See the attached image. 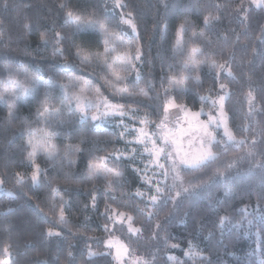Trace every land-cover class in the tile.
<instances>
[{"label":"trees","instance_id":"16d2710c","mask_svg":"<svg viewBox=\"0 0 264 264\" xmlns=\"http://www.w3.org/2000/svg\"><path fill=\"white\" fill-rule=\"evenodd\" d=\"M6 2L7 7L5 0H0V91L9 73L19 79L27 76L50 81L51 86L46 89L42 84L18 102L11 120L10 101L0 102V181L11 191V195L0 191V260L8 247L10 264H114L104 246L110 235L130 246L131 257L152 264H259L264 260V167L257 166L258 161L264 162V6L252 7L249 0H123V8H116L114 0ZM68 10L83 20H96L130 45L109 44L115 51L105 57V36L67 22ZM129 12L136 25L134 34H128L129 25L120 23L121 14ZM205 16L217 19L206 25ZM181 25L185 27L183 46L177 52L176 33ZM57 32L63 39L57 41ZM137 46L139 60L135 59ZM57 48L63 49V54L57 53ZM78 49L82 55L92 54L89 63L76 56ZM193 49L199 50L197 60L203 66L191 76H199L200 82L190 80L187 90L165 94L170 77L188 74L180 65ZM124 51L132 60L127 67L116 66V73L123 77L117 81L97 60L112 64L111 55ZM213 61L225 68L219 72L209 68ZM69 78L87 82L127 111L138 110L132 116L146 119L152 132L167 98L192 110L209 109L211 100L204 102L200 97L214 98L223 83L230 93L224 104L228 126L245 143L225 145L218 132L220 143L212 145V150L219 159L201 168L181 167L178 173L185 188L208 181L218 169L229 178H217L192 195H176L179 181L167 191L173 177L163 182L148 179L147 154L140 144L130 141L132 128L123 132L128 123L120 121L129 122L130 118L110 115L97 126L89 116L81 119L73 103L70 111L60 86ZM117 89L133 95H117ZM45 91L53 98L54 107L63 101L62 115L48 123L36 116ZM141 91L145 95H140ZM249 92L254 97L251 105ZM33 129L53 133L52 143L59 153L54 160L42 153L36 156L35 163L42 169L36 184L31 180L34 166L25 158L30 150L26 147L28 133ZM69 145L80 151L65 158ZM249 150L254 155L249 156ZM104 156L108 158L103 166L121 173L111 185L103 176L89 179V164L101 163L99 158ZM233 160L235 165L227 168ZM17 173L25 177L20 183ZM157 185L166 191L152 205L149 198ZM61 208L63 220L59 218ZM119 212L131 216L140 232H129L114 223ZM221 216L230 217V222L219 226ZM48 230L59 235L49 236ZM190 241L202 253L195 260L185 256ZM90 251L96 255L90 256Z\"/></svg>","mask_w":264,"mask_h":264},{"label":"snow or ice","instance_id":"6c2138e0","mask_svg":"<svg viewBox=\"0 0 264 264\" xmlns=\"http://www.w3.org/2000/svg\"><path fill=\"white\" fill-rule=\"evenodd\" d=\"M5 7H7V2L5 0ZM114 6L116 8H123V0H114ZM61 7H64L62 4ZM132 13L129 12L127 13V16L121 14L120 16V23L129 25L131 27L132 33L136 32V25L133 23V20L131 19ZM212 19H217L216 17H211V16H205L204 22L207 25L208 23L211 22ZM66 21L69 23H72L76 26L77 29H82V28H91L94 29L101 34L105 36V50H104V56L107 57V55L111 52L115 51L114 47H109V44H123L125 43L124 40L120 38V36H117L111 32H108L106 27L103 24H98L96 20L93 19H88V20H83L81 16L75 14L72 10H68L66 12ZM25 27H28L25 25ZM185 31V27L183 25L180 26V28L177 30L176 33V50L177 52L182 51V46H183V33ZM123 35H127V33H123ZM201 35H203L201 33ZM56 39L57 41L63 39V36L61 33L57 32L56 33ZM41 40L45 41V37L42 35ZM56 52L59 54H63V49L57 48ZM98 55V54H97ZM199 55V50L198 49H193L190 54L188 59L180 65V67L184 70L185 73H188L184 76H182L180 79H175L170 77L169 78V87L164 89L165 94H167L170 90L172 91H180L183 92L187 90L188 82L190 80H194L196 83L200 82L199 76L192 77L191 72L196 71L199 72L201 67L203 66V63L201 61L197 60V56ZM76 56L81 59L82 63H89L91 60L92 54H85L82 55V52L80 49L77 50ZM131 59L130 57H116L113 60L112 64H107L106 60H97L98 63H103L106 68L109 69V71L112 73V75L115 77L117 81L123 79V77L119 76L115 68L117 65L121 67H127L129 64H131ZM135 59L139 60L141 59V50L140 47L137 46L136 48V55ZM170 67H172L170 65ZM209 68L211 69H216L217 72H219L220 69H224L225 65L220 64L217 65L215 61L211 62L209 64ZM227 74L229 76L232 75L231 71L228 70ZM137 79H139V74L137 75ZM11 84L12 87H7V84ZM87 82H85L86 85ZM47 89L49 86H51L50 81H38L34 80L32 77H25L24 79H19L17 78V75L9 73L7 80L4 82L3 90L0 91V102H9L8 103V117L9 120H11L14 117V109L17 105L18 102L22 101L26 96L30 95L32 92L38 90L41 85ZM74 86V85H73ZM61 87L65 89V98L68 101V106L70 111L71 109V104L75 102V111H78L81 114V119L87 118V110L92 108L94 106V101L90 99L86 94L85 91L86 89H81L79 93H68L67 88L68 85L62 84ZM221 91H223V95H220L216 99H212L209 96H201L200 99L201 101L207 102L211 100V103L213 107L218 106V113L216 117L209 116V121L208 124L203 125V135L201 138V147L199 150L198 155L193 158V159H182L180 161L181 164L186 165L187 167L190 168H201L204 166H207L208 164L212 163L213 161L219 159V154L217 152H214L212 150V145L220 143V141L216 140L215 135L213 133L208 132L207 128L211 125H215L217 128H219L221 125L224 126L225 128V137L226 139L223 141L225 145L229 144H235L237 146L242 145L245 143L244 139L237 140L231 133V131L227 127V113L224 111V104L226 99L229 97L230 93L228 92L227 88L225 85L221 84L220 85ZM20 91L23 93V95H18L17 91ZM98 91V90H97ZM117 95L121 96H131L133 95L132 93L128 92L126 89H117L116 90ZM140 95H145L143 91L139 93ZM254 101V97L252 96V93L249 92L248 94V102L249 105H251ZM101 103L104 105V111H101L100 105ZM95 107L97 108V112L94 113L91 117L93 121L98 120L99 118L102 117H107L110 115L114 114H119L121 117L125 116L128 114L124 110L123 105H117V104H111L107 98H97L95 101ZM62 108H63V101H61V106L60 107H54L53 106V98L49 96L48 92L45 91L44 94V100L41 104L40 109L37 110V120L43 122V123H48L49 120L60 117L62 115ZM171 108H176L179 109L180 111H185V108L183 105H177L173 100H169L164 104V113L165 117L164 119L161 120L159 124H157V128L161 129L162 132H164V135L161 137L163 140V143L165 146L170 142L174 143V140L171 139V134L170 131L167 130V126L165 123V120L167 119V114L169 112V109ZM129 112H136L138 110L136 109H129ZM251 111V108H250ZM201 112H203V109H201ZM201 113H191L192 116L198 117ZM141 124H146L148 121L146 119L140 121ZM246 130V129H245ZM140 135L137 137L136 143H141V144H147L148 141L151 140L152 142V148H145V151L149 152L150 155L154 156L155 162L158 164V167L161 169H164V176L167 179V177L171 174L173 176V181L174 183L172 185L167 186V191H171L172 188L176 187V181H179L181 188L180 190L176 193L177 196L181 195V193H186L189 195L195 194L197 191L202 190L207 188L210 184L215 183L217 181V178L220 179H228V174L224 171H220L219 169L213 174V176L208 180L205 181L201 184L198 185H189V187L185 188L183 187V178L179 176L178 173V168H177V162L176 158L172 156L171 153H166V150L164 147L157 148L156 147V141L152 140V138L145 132L143 128L137 130ZM53 133H49L46 131H38L36 129L31 130L28 133V139L26 141V147L30 150L27 151L26 154V160L31 163L34 166V171L31 176V180L33 184H36L39 182V177L40 173L42 172V169L35 163V158L38 154H44L47 156L48 159L54 160L59 153L55 151V145L52 143L53 140ZM121 135H124V133H121ZM253 143H256V140H253ZM73 151H80L79 147L73 148V146L69 145L67 146V149L64 153V157L67 158L69 154ZM135 151V149H133ZM167 155L169 160L171 161L172 166L169 168H165L163 164H159V159L161 156ZM249 156L254 155V153L249 150L248 152ZM108 157H100L99 160L101 163L97 164H89V179L95 177V176H103L109 185H111L115 180H117L120 176L121 173L119 171H116L114 169H108L103 166V161L106 160ZM119 158V156L117 157ZM70 163L72 161H69ZM236 161L233 160L231 163L227 165V168L231 169L235 165ZM257 166L264 167V162H257ZM17 176V183L22 182L25 177L21 175L20 173L16 174ZM0 184H2V181H0ZM56 191V189H54ZM166 189L165 187H161L159 185L156 186L155 188V194H153L149 200L152 205H155L157 201L161 200V198L164 196ZM11 195V193H9ZM142 195V194H141ZM261 197L264 198V193L261 194ZM173 200L176 199V197H171ZM93 201H95V197H93ZM149 216H152L153 213L151 211L148 212ZM124 216L123 213L119 214V218L122 219ZM59 218L61 220L64 219L63 216V210L61 208V212L59 215ZM129 221L132 220V217L129 216L127 218ZM231 218L228 216H221L219 217V226H223L225 222H230ZM129 231L132 233H138L140 232L139 228H132L131 225H129ZM48 235L53 236V235H59V233H55L52 230H48ZM112 245L109 244V247ZM171 247L175 248L178 247V245H171ZM133 250L130 249V246L120 244L119 247L117 248V254H116V259L118 261H123L126 257L132 255ZM4 253L7 256H11V252L9 251L8 247H5ZM89 255H96V253L89 252ZM202 253L197 252L192 245L191 241L189 242V250L185 251V256L188 257L189 259L195 260L196 258L200 257ZM69 256H71V253H69ZM170 260H175V257H169ZM0 264H10L9 260H0ZM133 264H152L151 261L144 260L142 257H137L136 260L133 262ZM259 264H264V260H260Z\"/></svg>","mask_w":264,"mask_h":264},{"label":"rangeland","instance_id":"374dc122","mask_svg":"<svg viewBox=\"0 0 264 264\" xmlns=\"http://www.w3.org/2000/svg\"><path fill=\"white\" fill-rule=\"evenodd\" d=\"M249 2H250V5L252 7L264 6V0H249ZM243 15H244V12H242L240 14V16H242V17H243ZM128 34H134V33H132V30L129 29ZM125 43H127L128 46L130 45L127 40H125ZM125 43H123V44H125ZM113 46L114 45H109V47H113ZM124 49L127 50V46H125ZM104 50H105V48H104ZM135 55H136V53H135ZM116 57H130V56L127 53V51L120 52V53H114L113 55H111L112 63H113L114 58H116ZM117 66H119V65H117ZM132 66H130V68H132ZM192 75L196 76V74H192ZM180 78H175V79H180ZM38 81H40V80H38ZM62 84L68 85V88H67L68 93H79L81 91V89H86L85 94L90 99H92L94 101V106L87 110V116H89L90 118L92 117V115L94 113L97 112V108L95 107V101L97 100V98H101V99L107 98V97L101 95V93L99 92L98 89H92L88 85H85V82L79 81L76 78H69V79L61 82V85ZM221 84H223V83H221V82L219 83L218 93L212 99H216L220 95H223V91H221V89H220ZM6 86L9 88L12 87L11 84L6 85ZM168 87H169V85H168ZM61 89L65 93V89L63 87H61ZM2 90H3V88L1 89V91ZM17 94L23 95V93L20 92L19 90L17 91ZM107 100L111 104L119 105L117 102L109 100V98H107ZM169 100H172V99L167 98L165 100L164 104ZM175 104H177V103H175ZM177 105H181V104H177ZM73 106L76 107L75 102H73ZM211 106L212 107L209 109L198 108L195 110L189 109V108L184 106L185 111H180L179 109H176V108L169 109L165 123L167 126V130L170 131L171 139L174 140V143L171 142V140H170V142L166 146L163 143V140L161 139V137L164 135V132H162L161 129H158L157 127H156V130L151 129L154 132L150 131L147 128L148 125L140 123L141 120H144L143 117L132 116V112H129L126 109H124V110L126 112H128L127 115H125L123 117H121L118 113L114 114V115L120 117V119L130 118L131 121H129V122L125 119L120 121V122L128 123V124H126V126H123V132L128 131L131 128H132L131 130L134 131V135L130 138V141L136 143L137 137L140 135V133L137 130L143 128L145 130V132L152 138V140L156 141V147L157 148L164 147L166 150V153H171L172 156L176 158L177 168L179 171V169L181 167H187L186 165H183L180 163V161L182 159H193L199 153V150L201 147V138H202L203 130H204L203 125L208 124L210 115L213 117H216L217 113H218V106L214 108L212 103H211ZM100 109H101V111L105 110L104 105L102 103L100 105ZM201 109H203V112H201ZM191 113H201V114L198 117H194L191 115ZM107 117H109V116H107ZM107 117L99 118L98 120H96L94 122L97 126H101L103 124V122H105L107 120ZM164 117H165V113H164V108H163V114H162V117H161L159 123L161 122L162 119H164ZM227 127L230 130L228 123H227ZM207 131L213 133V135H215V137H216V140L218 138V135H217L218 132L224 137V139H226V137L224 135L225 128L223 125H221L219 128H217L215 125H211L207 128ZM27 139H28V137H27ZM136 144H140L143 147L142 151L145 152L148 156V162L146 163V167H145V169H146L145 172L147 173V178L148 179L152 178V180L159 181V182L165 181L166 178L164 176V169L159 168L158 164L155 162L154 156L150 155L149 152L145 151L146 147L149 149L152 148L151 140L148 141L147 144H141V143H136ZM159 164H163L165 166V168H169L172 166L171 161L169 160L167 155H163L160 157ZM172 177L173 176L170 174L167 177L168 178L167 180L172 179ZM0 191H6L7 193L11 192L10 190L5 189L2 186V184H0ZM120 213L121 212L114 215V217L112 219V221L114 223H117V224L119 223V224L124 225L128 231H129V225H131L132 228H136L131 223V221H129L127 219L129 217L127 214L123 213L124 216L122 219H120L119 218ZM121 243L124 244L119 238H117L116 236H113V235L107 236L104 239V246H105V248H107V251L109 250L110 253L112 254V256L114 258V262H115L114 264H133V262L136 260L137 257L128 256L123 261H118L115 258L116 254H117V248L119 247V245ZM109 244H111L112 246L109 247ZM2 260H9L8 256L6 255Z\"/></svg>","mask_w":264,"mask_h":264}]
</instances>
